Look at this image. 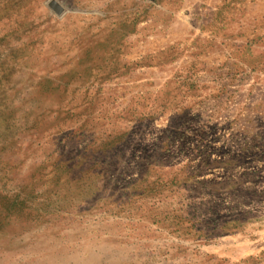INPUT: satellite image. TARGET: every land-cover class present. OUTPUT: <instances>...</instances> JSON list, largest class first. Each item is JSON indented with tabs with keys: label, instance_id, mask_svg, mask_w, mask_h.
<instances>
[{
	"label": "rangeland",
	"instance_id": "374dc122",
	"mask_svg": "<svg viewBox=\"0 0 264 264\" xmlns=\"http://www.w3.org/2000/svg\"><path fill=\"white\" fill-rule=\"evenodd\" d=\"M261 46L264 0H0V264H264Z\"/></svg>",
	"mask_w": 264,
	"mask_h": 264
},
{
	"label": "bare ground",
	"instance_id": "6f19581e",
	"mask_svg": "<svg viewBox=\"0 0 264 264\" xmlns=\"http://www.w3.org/2000/svg\"><path fill=\"white\" fill-rule=\"evenodd\" d=\"M91 151V150H90ZM92 154V153H91ZM90 157V156H89ZM89 157H88V159H89ZM87 163V162H86ZM90 164V163H89ZM88 165V164H87ZM91 165V164H90ZM93 169V168H92ZM117 207V206H116ZM112 209V208H111Z\"/></svg>",
	"mask_w": 264,
	"mask_h": 264
},
{
	"label": "crops",
	"instance_id": "0c3cea01",
	"mask_svg": "<svg viewBox=\"0 0 264 264\" xmlns=\"http://www.w3.org/2000/svg\"><path fill=\"white\" fill-rule=\"evenodd\" d=\"M261 48H264V46H261Z\"/></svg>",
	"mask_w": 264,
	"mask_h": 264
}]
</instances>
